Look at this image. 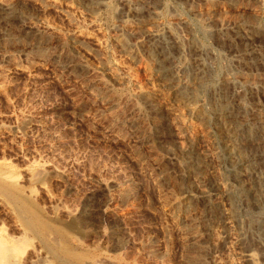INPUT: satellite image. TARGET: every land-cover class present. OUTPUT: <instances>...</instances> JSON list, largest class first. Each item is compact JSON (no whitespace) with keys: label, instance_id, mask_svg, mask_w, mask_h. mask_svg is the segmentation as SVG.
<instances>
[{"label":"rangeland","instance_id":"1","mask_svg":"<svg viewBox=\"0 0 264 264\" xmlns=\"http://www.w3.org/2000/svg\"><path fill=\"white\" fill-rule=\"evenodd\" d=\"M3 1L18 10L0 13V167L41 222L85 235L49 234L31 259L264 264V192L235 180L264 184V0Z\"/></svg>","mask_w":264,"mask_h":264},{"label":"bare ground","instance_id":"2","mask_svg":"<svg viewBox=\"0 0 264 264\" xmlns=\"http://www.w3.org/2000/svg\"><path fill=\"white\" fill-rule=\"evenodd\" d=\"M95 1V0H94ZM90 2V1H89ZM92 3V2H91ZM95 4V3H94ZM16 7L17 9V6L14 5V7H12L11 5H8V3L6 4L3 0H0V13L1 14H12L14 13V11H16L14 8ZM19 9L21 10V8L19 7ZM18 10V9H17ZM19 10V11H20ZM140 12V11H139ZM17 13V11L15 12ZM19 13V12H18ZM21 13V12H20ZM15 15V14H14ZM9 16V15H8ZM12 16V15H11ZM20 16V15H19ZM15 19V18H14ZM31 28V27H29ZM252 28V27H251ZM32 29V28H31ZM253 29V28H252ZM221 34V33H220ZM125 35V34H124ZM9 37V36H8ZM14 37V36H13ZM164 55V54H163ZM256 58V57H255ZM158 59V58H157ZM167 59V58H166ZM169 59V57H168ZM153 60V59H152ZM159 60V59H158ZM163 60V59H162ZM155 62V61H153ZM162 62V61H161ZM166 64V62H164ZM171 63V62H170ZM169 63V64H170ZM158 64V63H157ZM252 64V63H251ZM246 65V64H245ZM249 65V63H248ZM160 68L163 67V64L160 63L158 65ZM165 66V65H164ZM167 66V65H166ZM165 66V68H166ZM251 68V67H250ZM259 68V67H258ZM156 69V68H155ZM158 71V70H157ZM162 72V71H161ZM202 72V71H201ZM208 72V71H207ZM167 73V72H166ZM206 73V72H205ZM207 74V73H206ZM198 75V74H196ZM203 75H204V72H203ZM161 76V75H160ZM166 76V75H165ZM206 78V77H205ZM196 80V79H195ZM168 81V80H167ZM187 86V85H186ZM197 86V85H196ZM199 87V86H198ZM197 87V88H198ZM189 89V88H188ZM195 89V87H194ZM190 90V89H189ZM188 90V91H189ZM192 90V88H191ZM186 91H187V88H186ZM193 91V90H192ZM176 92V91H174ZM190 93V92H189ZM193 93V92H192ZM195 93V92H194ZM193 93V94H194ZM178 96L181 97V99L185 96L183 95L182 93L179 95V92L177 93ZM188 94V93H187ZM192 94V95H193ZM175 95V94H174ZM187 97V95H186ZM190 97V95H189ZM195 97V96H194ZM146 99V98H145ZM185 99V98H184ZM188 99V98H186ZM195 99V98H194ZM116 100V99H115ZM193 100V99H192ZM177 101H179L177 99ZM182 101V100H181ZM189 101V100H188ZM183 102V101H182ZM215 105V104H214ZM184 107V106H183ZM221 107V106H220ZM222 107H224L222 105ZM151 108V107H150ZM211 108H214V107H211ZM137 109V108H136ZM154 109V108H153ZM218 109V108H217ZM226 109V108H225ZM215 110V109H214ZM218 110H224V108H219ZM227 110V109H226ZM229 110H233V109H229ZM193 111V110H192ZM191 112V111H190ZM218 112V111H217ZM222 112V111H221ZM224 112V111H223ZM201 113V112H200ZM235 113V112H234ZM238 113V112H237ZM229 114V112L227 113ZM252 114V113H251ZM208 115V114H207ZM207 115L205 114V117H207ZM232 114H230L231 116ZM236 115V114H235ZM200 116V115H199ZM237 116V115H236ZM201 117V116H200ZM261 117V116H260ZM157 118V117H156ZM203 118V117H202ZM227 118V117H226ZM209 120V119H208ZM223 120V119H222ZM224 121V120H223ZM238 121V120H237ZM213 122V121H212ZM222 122V121H221ZM220 122V123H221ZM228 126L226 127V131L224 132V136H223V140L225 139H228L230 140L229 143H231L232 145H224V149L226 150V154L228 155L227 157L228 158H231V159H235V160H238L239 163H241V158L242 156V152H240V147L238 148L237 146H235V143L238 141L239 137L243 136L244 135H240V130H239V127L241 126H237L239 124H237L235 122V120L229 118L228 121ZM156 123V122H155ZM211 123V122H210ZM225 123V122H224ZM181 124V123H180ZM209 124V123H208ZM214 124V123H213ZM179 125V124H178ZM203 125V124H202ZM206 125V124H205ZM216 125V124H215ZM209 126V125H208ZM223 126V125H222ZM214 127V126H213ZM215 129V128H214ZM225 129V128H224ZM245 135H247L245 133ZM220 138V137H219ZM222 138V137H221ZM245 138V137H244ZM243 139V138H242ZM222 141V139H221ZM220 141V142H221ZM222 143V142H221ZM239 143V142H238ZM243 146V145H242ZM245 147V146H244ZM244 147L243 148V151H244ZM247 148V147H246ZM190 151V150H189ZM187 152V151H186ZM194 153V152H193ZM191 153V154H193ZM225 153V152H224ZM242 153V154H241ZM188 154V152H187ZM186 154V155H187ZM190 154V155H191ZM252 154V153H251ZM189 155V154H188ZM245 155V152L244 154ZM255 155V154H254ZM196 156V155H194ZM193 156V158H194ZM253 156V154H252ZM188 157V156H187ZM245 157V156H244ZM256 157V156H255ZM188 159V158H187ZM192 159V158H191ZM245 159V158H244ZM257 160V159H256ZM261 160V159H259ZM263 160V159H262ZM195 161V160H194ZM230 161V160H229ZM244 161V160H243ZM94 162V161H93ZM245 162V161H244ZM34 163V162H33ZM32 163V164H33ZM3 164V163H2ZM35 164V163H34ZM194 164V163H193ZM192 164V165H193ZM244 164V163H243ZM252 164V163H251ZM256 164V163H255ZM255 164H252V165H249L251 169V171L253 170H258V166L255 165ZM237 165V164H236ZM39 166V164H38ZM41 166V165H40ZM190 166V165H188ZM34 167V166H33ZM47 167V166H46ZM30 168V167H29ZM36 168V167H34ZM38 168V167H37ZM183 168V167H181ZM264 168V167H263ZM41 169V167H40ZM194 169V168H193ZM198 169V168H197ZM260 169V168H259ZM3 170H6L8 172L7 169H3ZM2 168L0 167V202L2 203H5V206L8 208L9 211H11L13 215V217L15 216V219H16V222L18 223V228L16 227V233H13L12 230H10L13 234H10L11 232L8 230L7 226L8 224H4L3 222H0V264H45L44 261L42 259H37V261H34L33 259H31V255H34L32 257H37V255L35 254H39L38 252L35 253L37 251V247H39V245H42L43 242H47L46 239H47V236L49 234H54V232H59L61 233L62 235L64 234L66 237L68 238H73V239H82L84 240V232H82L80 229H78V227L76 226V224H74V222L72 221L70 223V225L64 227V228H61V227H55L53 225H47L46 223L44 224L43 222H41V220L38 218L37 216V208H36V205L35 203L33 202L32 200V197L31 199L30 198H27L23 195V191H22V187L20 185V182L18 180V178L14 175V174H10V173H7L5 171H3ZM12 170V169H11ZM10 170V171H11ZM33 170V169H32ZM36 170V169H35ZM56 170V169H55ZM192 170V169H191ZM195 170V169H194ZM193 170V171H194ZM262 170V169H261ZM9 171V172H10ZM25 171V170H24ZM37 171V170H36ZM46 171V170H45ZM49 171V170H47ZM182 171V170H181ZM186 171V170H185ZM189 171V170H188ZM260 171V170H259ZM263 171V170H262ZM26 172V171H25ZM57 172V170H56ZM59 172V171H58ZM187 172V171H186ZM261 172V171H260ZM15 173V172H14ZM38 174L40 172H37ZM45 173V172H44ZM43 173V174H44ZM61 173V172H59ZM237 173V172H236ZM27 174V173H26ZM24 174V178H25V175ZM42 174V172H41ZM47 174V173H46ZM57 174V173H56ZM62 174V173H61ZM45 175V174H44ZM54 175V174H53ZM58 175V174H57ZM190 175V174H189ZM193 175V174H192ZM63 175H59V179L61 180ZM264 176V175H263ZM39 177V175H36V173L33 175L31 174L30 175V179L31 180H36L37 178ZM44 177V176H43ZM56 179V178H55ZM58 179V180H59ZM64 179V178H63ZM43 180V179H42ZM235 180L236 182L238 183L239 185V188L241 190V192L246 195V197H248L249 199H252L254 204H258V201H257V196L258 194L261 192L263 193L264 191V184H262L261 182H258L255 180V182L253 183L254 179L252 182H246V180L243 179V175L241 173H238L235 177ZM25 181V180H24ZM63 181V180H62ZM250 181V180H249ZM259 181H262V180H259ZM39 182V181H38ZM37 183V182H36ZM42 183V182H41ZM40 183V184H41ZM44 183V181H43ZM67 183V182H66ZM30 184V183H29ZM47 184V182H46ZM254 184V185H253ZM43 185V184H42ZM45 186V184H44ZM186 189V188H185ZM33 191V189H31ZM28 191V190H27ZM189 191V190H188ZM39 194V193H37ZM26 195V194H25ZM35 196V195H34ZM36 199V198H35ZM36 201V200H35ZM72 203V202H71ZM87 203V202H86ZM89 203V202H88ZM180 204V203H179ZM252 204V203H251ZM261 204V203H260ZM3 205V204H2ZM88 205V204H87ZM86 205V206H87ZM182 205V204H181ZM190 205V204H189ZM187 205V206H189ZM1 206V205H0ZM175 206V205H174ZM212 206V205H211ZM85 207V205H84ZM89 208H86L85 210H83L82 212V215H87V216H91L94 214V210L91 209V206H88ZM179 207V205H178ZM218 207V206H217ZM261 207V206H259ZM258 207V208H259ZM5 208V207H3ZM1 209V207H0ZM179 209V208H178ZM263 209V208H262ZM3 210V209H1ZM7 210V209H6ZM261 210V209H260ZM46 211V209H45ZM63 211V210H61ZM67 211V210H66ZM71 211V210H70ZM1 212V211H0ZM69 212V210H68ZM79 213V211H77ZM186 212V211H185ZM218 212V211H217ZM59 213V212H58ZM63 213H65L63 211ZM220 213V212H218ZM3 214V213H2ZM49 214H50V210H49ZM60 214V213H59ZM67 214V213H66ZM97 214V213H96ZM261 214V213H260ZM263 214V212H262ZM68 219L70 220H74L75 219V215H73L72 211L71 213H68ZM80 215V217L82 216ZM58 216V215H57ZM102 216V215H101ZM218 216V215H217ZM32 217L35 219L33 220ZM96 217V216H95ZM176 217V216H175ZM264 217V216H263ZM41 218V217H40ZM47 218V217H46ZM52 218V216H51ZM64 218V217H62ZM84 218V217H83ZM94 218V217H93ZM252 218V217H251ZM2 219V218H1ZM9 219V218H8ZM66 219V220H68ZM219 219V218H218ZM217 219V220H218ZM260 219V218H259ZM64 220V219H63ZM65 220V221H66ZM87 220V219H86ZM256 220V219H255ZM4 221V220H3ZM8 221V220H6ZM83 222V220H82ZM87 222H89L87 220ZM255 222V221H254ZM253 222V223H254ZM86 223V222H85ZM13 224V223H12ZM80 224V223H79ZM11 225V222L9 224V226ZM15 225V223H14ZM255 225L257 228H260L264 231V219L262 221H256L255 222ZM8 226V227H9ZM13 226V225H11ZM86 226V225H85ZM252 226V225H251ZM11 228V227H10ZM14 227H12L11 229H13ZM88 228V227H87ZM255 228V227H254ZM253 229V228H252ZM91 230V229H89ZM87 230V231H89ZM256 230V229H255ZM254 230V232H255ZM261 230V232H262ZM90 232H93V231H90ZM260 230L258 231V233H261ZM89 233V232H88ZM257 233V232H256ZM257 233V234H258ZM92 234V233H91ZM262 234V233H261ZM260 234V236H262ZM264 234V233H263ZM56 235V233H55ZM57 236V235H56ZM90 236V234H89ZM259 236V235H257ZM55 237V236H54ZM53 237V238H54ZM61 238V237H60ZM64 238V237H63ZM56 239V238H55ZM58 239V238H57ZM87 239V238H86ZM60 240V239H59ZM62 240V239H61ZM67 240V239H65ZM263 240V239H262ZM48 243V242H47ZM56 242H54V244L52 245L54 248H57L58 246L55 245ZM68 243V242H66ZM85 243V242H84ZM69 244V243H68ZM48 245V244H47ZM72 245V244H71ZM45 246V243L44 245ZM50 246V244H49ZM48 246V248H49ZM46 247V246H45ZM51 247V246H50ZM52 247V248H53ZM61 247V246H60ZM50 248V249H52ZM53 248V249H54ZM62 248V247H61ZM72 248V247H71ZM49 249V250H50ZM39 250V249H38ZM82 250V249H80ZM261 250V249H260ZM42 251V250H41ZM54 251V250H52ZM62 251V250H61ZM45 252V251H43ZM57 251H55L56 253ZM63 253L65 254H70L71 251L64 247ZM85 252V250L83 251ZM28 253V254H27ZM55 253H54V256H55ZM46 254H49L48 252H46ZM52 254V253H51ZM50 254V255H51ZM28 255V256H27ZM53 255V254H52ZM59 257H60V254H57ZM30 256V257H29ZM57 256V257H58ZM50 257V256H48ZM68 257V256H67ZM264 257V255H263ZM51 258V257H50ZM49 258V259H50ZM61 258V257H60ZM65 258V257H64ZM63 259V258H62ZM47 260V259H46ZM65 260V259H64ZM62 260V261H64ZM77 260V259H75ZM91 260V259H90ZM250 261L251 258H250ZM66 262V261H64ZM74 262V261H73ZM253 262V261H252ZM67 263V262H66ZM84 263V262H83ZM47 264V262H46ZM76 264V262H75ZM95 264V263H94ZM251 264V262H250Z\"/></svg>","mask_w":264,"mask_h":264}]
</instances>
